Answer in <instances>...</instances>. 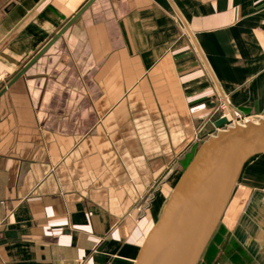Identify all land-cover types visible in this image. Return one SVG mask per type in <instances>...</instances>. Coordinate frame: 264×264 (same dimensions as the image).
Masks as SVG:
<instances>
[{
	"label": "crops",
	"instance_id": "0c3cea01",
	"mask_svg": "<svg viewBox=\"0 0 264 264\" xmlns=\"http://www.w3.org/2000/svg\"><path fill=\"white\" fill-rule=\"evenodd\" d=\"M87 1L0 23V264H133L219 107L264 106V0H93L8 85ZM197 264H264V154Z\"/></svg>",
	"mask_w": 264,
	"mask_h": 264
},
{
	"label": "water",
	"instance_id": "95a60500",
	"mask_svg": "<svg viewBox=\"0 0 264 264\" xmlns=\"http://www.w3.org/2000/svg\"><path fill=\"white\" fill-rule=\"evenodd\" d=\"M88 0L8 82L22 75L90 2ZM1 93V92H0ZM196 147L179 174L133 264H197L232 194L244 165L264 154V119L221 128ZM6 235H13L6 232Z\"/></svg>",
	"mask_w": 264,
	"mask_h": 264
},
{
	"label": "rangeland",
	"instance_id": "374dc122",
	"mask_svg": "<svg viewBox=\"0 0 264 264\" xmlns=\"http://www.w3.org/2000/svg\"><path fill=\"white\" fill-rule=\"evenodd\" d=\"M10 8H11V0H0V21H2V22H0L1 27H2L1 29L9 27V25H10V22H9L10 15L5 14V10H7L9 12ZM228 107H229L228 105H226L225 109H222L221 107H219V109H218L219 114L218 115H220L222 113H228V116H227L228 118L231 116H234V117L239 116V119H240L239 121H242V120L257 121L259 119H264V106L263 107H254L252 109H237L236 111L232 110V109L230 110ZM234 121H237V123H238V120H234ZM232 122H233V120H232ZM230 123H231V121L227 122L221 128H226L227 126H229ZM240 123H243V122H240ZM216 131H217V128L211 124L210 134L212 135ZM199 143L196 144L195 149L199 145ZM192 155H190L188 161L190 160ZM187 163H185V165L178 170L179 174L181 173V171L183 170V168L186 166ZM178 176H177V178H178ZM177 178H176V180H177ZM176 180H173V185L176 182ZM173 185H172V187H173Z\"/></svg>",
	"mask_w": 264,
	"mask_h": 264
},
{
	"label": "built area",
	"instance_id": "2783aa9c",
	"mask_svg": "<svg viewBox=\"0 0 264 264\" xmlns=\"http://www.w3.org/2000/svg\"><path fill=\"white\" fill-rule=\"evenodd\" d=\"M225 105H223V106H221V108L222 109H225ZM228 116V113H222V114H220L219 115V118H221V117H226V119H227V122H230L231 121V123L229 124V126H231V125H233V124H235V123H237V121H234V120H238V123H240V122H244L245 120H242V121H239L240 119H239V116H231V117H227ZM232 120H233V122H232Z\"/></svg>",
	"mask_w": 264,
	"mask_h": 264
},
{
	"label": "bare ground",
	"instance_id": "6f19581e",
	"mask_svg": "<svg viewBox=\"0 0 264 264\" xmlns=\"http://www.w3.org/2000/svg\"><path fill=\"white\" fill-rule=\"evenodd\" d=\"M246 121H248V120H246ZM244 122H245V121H244ZM244 122H243V123H244ZM252 122H256V121H252ZM235 124H242V123H235ZM233 125H234V124H233Z\"/></svg>",
	"mask_w": 264,
	"mask_h": 264
}]
</instances>
